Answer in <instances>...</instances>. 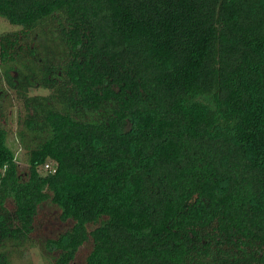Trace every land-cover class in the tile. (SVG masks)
<instances>
[{
    "label": "trees",
    "instance_id": "1",
    "mask_svg": "<svg viewBox=\"0 0 264 264\" xmlns=\"http://www.w3.org/2000/svg\"><path fill=\"white\" fill-rule=\"evenodd\" d=\"M0 18L19 27L0 33V264H264V0H0Z\"/></svg>",
    "mask_w": 264,
    "mask_h": 264
},
{
    "label": "rangeland",
    "instance_id": "2",
    "mask_svg": "<svg viewBox=\"0 0 264 264\" xmlns=\"http://www.w3.org/2000/svg\"><path fill=\"white\" fill-rule=\"evenodd\" d=\"M19 30V27L10 25L7 21L0 18V33L7 31H16ZM48 94L47 90L32 88L30 95H46ZM14 95V93H13ZM13 105L9 108L7 121L5 122L7 128L9 129V143L16 151V156L18 157L19 162L22 166L26 165V152L22 150L17 142V130H18V116L19 112L22 110L20 103L13 101ZM42 174H45V170H41ZM22 262H31L32 264H48L49 261L41 251L39 247L30 249L25 255Z\"/></svg>",
    "mask_w": 264,
    "mask_h": 264
},
{
    "label": "built area",
    "instance_id": "3",
    "mask_svg": "<svg viewBox=\"0 0 264 264\" xmlns=\"http://www.w3.org/2000/svg\"><path fill=\"white\" fill-rule=\"evenodd\" d=\"M42 170H45V171H47V172H49V171H54L53 168H52V166H51L49 163L46 164V165L42 168Z\"/></svg>",
    "mask_w": 264,
    "mask_h": 264
}]
</instances>
